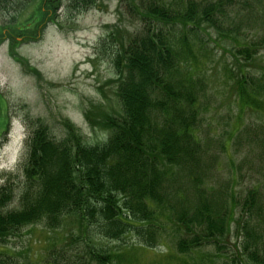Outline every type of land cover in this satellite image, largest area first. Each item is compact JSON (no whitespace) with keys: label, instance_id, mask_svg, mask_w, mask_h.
<instances>
[{"label":"rangeland","instance_id":"1","mask_svg":"<svg viewBox=\"0 0 264 264\" xmlns=\"http://www.w3.org/2000/svg\"><path fill=\"white\" fill-rule=\"evenodd\" d=\"M51 1L49 7L37 5V0L24 4L21 11L18 7V26H28L35 8L38 19L32 28L14 31V41L6 34L16 10L0 11V186L7 182L11 188L9 211L19 208L27 139L39 125L47 126L56 141L66 136V121L81 143L94 146L104 141L107 134L93 124L96 114L117 116L119 109V72L112 63L119 43L110 35L121 27L123 34L112 36L125 40L142 27L140 20L126 15V4L119 14L118 0H98L95 7L78 13L68 9L71 0ZM194 1L220 2L225 11L223 19L218 16V28L198 22L193 36L187 35L197 60L190 67L198 87L195 134L208 152L204 188L237 203L224 236L182 255L163 242L171 239L173 228L161 231L163 241L156 238L154 247L146 248L134 230L118 241L106 240L66 218L56 229L39 224L10 237L1 249L10 262L96 264L95 254H108L113 256L110 264H248L243 246L253 242L264 249V112L240 108L235 93L239 79H264V0ZM164 2L182 6L186 0ZM169 34L176 40L182 35L178 29ZM241 49L252 51L250 57L238 54ZM252 190L256 203L247 211L241 205ZM256 211L262 219H255Z\"/></svg>","mask_w":264,"mask_h":264},{"label":"trees","instance_id":"2","mask_svg":"<svg viewBox=\"0 0 264 264\" xmlns=\"http://www.w3.org/2000/svg\"><path fill=\"white\" fill-rule=\"evenodd\" d=\"M97 1L71 0L68 9L78 13L95 7ZM28 2L0 0V11L16 10L7 40L14 41V31L36 24V8L27 27L16 23ZM51 2L37 0V5L49 7ZM125 4L126 15L136 17L142 27L127 35V41L122 35L112 36L123 34L121 27L110 35L112 42L119 43L112 59L119 72L117 116L96 114L93 124L107 135L94 146L81 143L67 121L63 122L66 136L59 141L44 125L28 136L18 209L8 210L12 191L7 182L0 186V264H14L1 249L21 229L40 224L53 230L66 218L106 240L118 241L134 230L146 248H153L156 238L163 241L161 231L173 228L171 239L163 242L182 255L224 236L234 219L237 203L204 188L208 152L195 134L198 87L193 85L190 67L197 60L187 40L198 22L219 27L220 17L225 16L221 3L186 0L178 6L164 0H118L119 14ZM176 29L182 33L178 40L169 34ZM251 53L238 51L247 57ZM236 83L239 107L264 112V79ZM255 197L253 190L249 192L242 208L250 211ZM258 212L255 219L260 220L263 216ZM243 250L250 264H264V249L252 242ZM110 257L95 254L94 259L96 264H110Z\"/></svg>","mask_w":264,"mask_h":264}]
</instances>
